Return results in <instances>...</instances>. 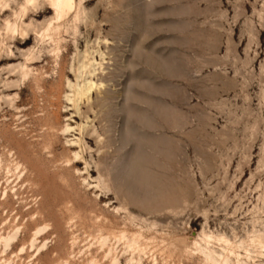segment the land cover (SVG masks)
<instances>
[{
  "label": "rangeland",
  "instance_id": "obj_1",
  "mask_svg": "<svg viewBox=\"0 0 264 264\" xmlns=\"http://www.w3.org/2000/svg\"><path fill=\"white\" fill-rule=\"evenodd\" d=\"M76 1L79 17L71 13L44 44L37 33L52 18L47 3L25 18L27 37L3 29L23 0L0 9V97L19 94L0 101V152L25 170L10 179L16 197L0 207V235L13 209L24 232L13 250L0 246V264L36 226H48L40 264L72 248L75 261L101 257L98 225L116 218L117 229L145 231L149 249L164 237L193 242L206 232L240 245L264 233V0ZM31 48L40 88L30 79L5 90V81L20 80L8 68ZM92 79L104 87L75 108L69 83ZM75 153L82 158L67 167ZM10 177L0 174V192ZM121 207L160 225L131 220ZM246 249L251 264H264L256 248L241 246L242 257ZM145 256L141 264H152ZM182 264L206 263L193 253Z\"/></svg>",
  "mask_w": 264,
  "mask_h": 264
},
{
  "label": "bare ground",
  "instance_id": "obj_2",
  "mask_svg": "<svg viewBox=\"0 0 264 264\" xmlns=\"http://www.w3.org/2000/svg\"><path fill=\"white\" fill-rule=\"evenodd\" d=\"M42 3H47L49 6L48 8L51 9L53 13L52 18L47 22L42 32L37 33V37L43 44L45 43L46 39H54V35H57L61 27L63 26V23L68 19L71 13H75L76 19L79 17L80 4H78L76 0H23V2L19 5L18 11L14 12V18H5L3 21V29L8 34V36L10 35L12 38V36H14L15 34H19L22 37H27L28 29L31 27V23L27 24L25 18L28 16L32 8H35ZM6 7H8L7 0H0L1 11L5 10ZM10 36L8 38H10ZM58 41H55V43L57 42V45ZM25 43L26 42H24V44ZM2 51L3 49L0 46V62ZM8 53L9 55H13V51L10 48H8ZM24 57V63L8 68L18 73L20 76V80L16 82L9 80L5 81V90L12 91V89L14 88L18 89L21 82H25L30 79H33L37 87L40 88L41 82L43 81L44 77L43 73L38 69L32 67V65L38 63V54L35 52L34 48H31L25 52ZM91 62H89V64ZM96 70H98V68ZM90 74L91 77H93L92 71ZM69 86L73 89V96L69 100L73 102V106L76 108V99H83L89 92L100 90L102 87H104V84L102 82L97 83L92 79L81 88H78L77 85H71L70 83ZM18 98L19 94H16L15 96L3 95L0 97V101L6 99L11 103H14ZM67 130H69L68 126L65 128V131ZM81 158V154L75 153L74 158L69 159L66 166L73 168L75 165L74 162H78ZM24 171L25 170H22L21 164L17 161V159L9 162L7 161V159H5L4 154L0 152V174L2 172H6L8 175H11V177L6 181L7 186L4 187L0 192V207H2L3 204H6L11 198L14 199L16 197L14 188L10 187V179L12 177H17V179L20 180L21 175L24 173ZM34 171L35 170H33V172ZM16 172H19V176L16 175ZM76 173H79V170H76ZM24 179L25 182H29V178H26V176L24 177ZM121 208L127 210L128 217L131 220H140L147 226L157 225L156 228L158 227V225H160L158 220L154 221L150 218L143 217V213H139L135 210H130L124 207ZM121 208L116 209L115 212L120 211ZM12 212H15V217L13 222L8 224L9 227L5 229L8 221L2 224L3 227L1 230L5 233H8L7 236L0 235V246L4 247V252H6L8 249L13 250L14 246L17 247V244L20 241V235H22V233L24 232L23 227L16 224L17 218L19 216V214L16 212V209H13ZM37 215L38 213L31 216L30 222L32 224H34ZM116 219H114V221L105 220L98 225V233H100L99 242L103 249V254L101 257L93 255L92 253H88L83 258L75 261L73 248H70L71 250H68L66 254L62 255H58L56 252H53L52 258L48 259L45 264H123L122 259H124V264H141L142 257L149 253L152 256V264H158L159 258L162 259L163 264H182L183 256L193 253L200 255L206 264H251V262L255 263V258L251 255L249 249H246V256L242 257L240 255L241 251L239 253V249L241 246L246 245L247 247L256 248L260 250L259 252L264 253V233L256 231L251 236H249L247 241L241 242L240 245H236L235 243L230 242L223 236H215L214 234H207L206 232L199 233L193 242H189L187 241V239L181 237L163 238L161 236L163 238L161 239L159 235L160 240H162V244H157L156 246V243H154V245L158 248L149 249L151 246L153 247V245L149 244L151 245L149 247V245L146 243V241L148 242L151 237H146L144 235L145 231H132L126 227H119V229H117L115 225ZM47 228L48 226H46L45 228H39L38 226H36L34 230H31L29 239H22L21 248L19 250L17 249V251H13V258L10 257L11 259L6 260L4 264H16V258L23 260L22 254H25L28 251H33L36 255L33 256L29 254L27 256L28 261L26 262V264H40L43 260V256H49L46 253L48 247V239L43 238L45 234L44 232ZM148 232L150 231L148 230ZM153 233L154 232H152V234ZM152 237L155 238L153 235ZM72 239L75 240L76 238L72 237ZM120 245L122 246L121 248H119ZM245 259H247L250 263L245 261Z\"/></svg>",
  "mask_w": 264,
  "mask_h": 264
}]
</instances>
